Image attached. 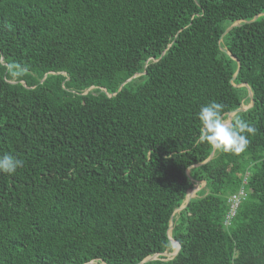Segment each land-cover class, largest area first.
<instances>
[{"label":"trees","instance_id":"obj_1","mask_svg":"<svg viewBox=\"0 0 264 264\" xmlns=\"http://www.w3.org/2000/svg\"><path fill=\"white\" fill-rule=\"evenodd\" d=\"M212 101L252 102L244 151ZM4 154L0 264H264V0H0Z\"/></svg>","mask_w":264,"mask_h":264},{"label":"clouds","instance_id":"obj_2","mask_svg":"<svg viewBox=\"0 0 264 264\" xmlns=\"http://www.w3.org/2000/svg\"><path fill=\"white\" fill-rule=\"evenodd\" d=\"M224 108V104L217 101L209 102L200 107L197 113V119L201 125L198 139L218 151L240 153L250 143L248 136L254 135L256 128L240 116H236L232 121L226 120L223 115ZM23 164L24 161L14 154L0 155V173L13 175L19 168L23 167ZM231 215L230 211V217Z\"/></svg>","mask_w":264,"mask_h":264},{"label":"rangeland","instance_id":"obj_3","mask_svg":"<svg viewBox=\"0 0 264 264\" xmlns=\"http://www.w3.org/2000/svg\"><path fill=\"white\" fill-rule=\"evenodd\" d=\"M241 85L246 87L247 84L246 85L245 84H241ZM246 89H247V87H246ZM247 95L249 96L248 90H247ZM248 105L242 104V107L246 108ZM226 120H228V118H226ZM202 188H203V183H198L197 181H194L193 180V187L192 188H189L186 193L188 194L189 192H191V194L189 195V197H190V199H192L194 197L199 196V194L201 193L200 190ZM186 200H187V198H186ZM235 207H236V203L234 202L233 204L230 205V211L232 212ZM173 244L174 245H172V251L170 253L160 255V256H162V259L163 260L170 259V258L174 257L177 254V252H178V246L175 243H173ZM91 264H93V263H91ZM100 264H103V263H100Z\"/></svg>","mask_w":264,"mask_h":264},{"label":"water","instance_id":"obj_4","mask_svg":"<svg viewBox=\"0 0 264 264\" xmlns=\"http://www.w3.org/2000/svg\"><path fill=\"white\" fill-rule=\"evenodd\" d=\"M257 17V16H256ZM256 17L254 18V19H256ZM237 23H235V24H232L222 35H224L230 28H232L233 26H235ZM132 79V77L131 78H129L127 81H129V80H131ZM126 81V82H127ZM246 85V84H245ZM246 87H247V90H248V94H249V96L251 97L252 96V92H251V90H250V88L248 87V85H246ZM251 104H252V102L250 103V105H248L246 108H244V107H239V108H237L236 110H234V111H232V112H230L229 114H228V121H231V118H232V116L235 114V113H237V112H239V111H242V110H245V109H247L248 107H250L251 106ZM212 155H213V153H211L210 154V156H209V158L208 159H210L211 157H212ZM207 159V160H208ZM186 198H187V200H186ZM190 201V197L187 195V193H186V196H185V203H184V205L183 206H181L180 208H178L176 211H179L180 209H182L186 204H188V202ZM170 230H171V225H170V227H169V229H168V236H169V239H170V241L172 242V245H174L173 243H176L171 237H170ZM177 246H178V250H179V244H177ZM158 254H154V255H152V256H149V257H147V258H145L142 262H140V263H138V264H143L144 262H146V261H148V260H152V259H154L155 258V256H157ZM86 264H91L90 262L89 263H86Z\"/></svg>","mask_w":264,"mask_h":264},{"label":"built area","instance_id":"obj_5","mask_svg":"<svg viewBox=\"0 0 264 264\" xmlns=\"http://www.w3.org/2000/svg\"><path fill=\"white\" fill-rule=\"evenodd\" d=\"M236 203V202H235ZM235 209V208H234ZM234 211V210H233ZM233 211L231 212V214L233 213Z\"/></svg>","mask_w":264,"mask_h":264},{"label":"bare ground","instance_id":"obj_6","mask_svg":"<svg viewBox=\"0 0 264 264\" xmlns=\"http://www.w3.org/2000/svg\"><path fill=\"white\" fill-rule=\"evenodd\" d=\"M190 194H191V193H190ZM190 194H187V195L189 196Z\"/></svg>","mask_w":264,"mask_h":264}]
</instances>
